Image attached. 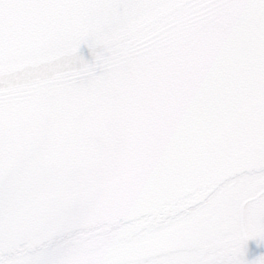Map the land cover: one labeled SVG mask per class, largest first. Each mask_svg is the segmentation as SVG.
Masks as SVG:
<instances>
[{"label":"snow or ice","instance_id":"snow-or-ice-1","mask_svg":"<svg viewBox=\"0 0 264 264\" xmlns=\"http://www.w3.org/2000/svg\"><path fill=\"white\" fill-rule=\"evenodd\" d=\"M0 264H264V0H0Z\"/></svg>","mask_w":264,"mask_h":264}]
</instances>
